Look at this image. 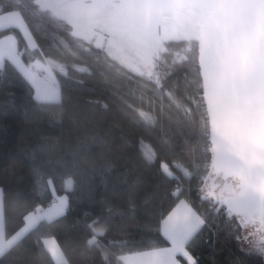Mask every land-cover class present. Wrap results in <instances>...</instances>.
<instances>
[{
	"label": "trees",
	"instance_id": "1",
	"mask_svg": "<svg viewBox=\"0 0 264 264\" xmlns=\"http://www.w3.org/2000/svg\"><path fill=\"white\" fill-rule=\"evenodd\" d=\"M55 5V0H0V15L18 12L38 41L42 51L28 55L46 61L62 81L59 104L37 105L30 100V86L14 70L0 73L5 233L23 227L33 203L49 202L48 190L35 187L38 179L51 180L54 193H61L64 180L72 176L71 208L62 225H37L0 264H56L51 254L41 252L43 239L50 234L63 244L70 264H123L120 255H126L134 243H154V216L173 204L172 182L157 165L145 162L138 141L142 138L156 150L157 164L160 160L185 166L206 162L199 129L185 126V117L173 102L179 100L195 112V105L185 97L194 96L196 86L185 87L193 77L183 67H171L184 54L178 45L167 39L154 43L150 64L156 75L147 77L116 58L105 40L98 44L94 37L85 39L75 33L66 13ZM10 29L20 47H26L20 31ZM141 112L153 116L155 124H146ZM181 183L187 193L189 182L182 178ZM196 187L193 180L192 198ZM97 216L102 221L111 217L110 227L104 243L90 247L85 243L89 230L84 221ZM216 224L193 246L199 264H234L237 259L243 264H264L263 256L241 250L226 220Z\"/></svg>",
	"mask_w": 264,
	"mask_h": 264
},
{
	"label": "snow or ice",
	"instance_id": "2",
	"mask_svg": "<svg viewBox=\"0 0 264 264\" xmlns=\"http://www.w3.org/2000/svg\"><path fill=\"white\" fill-rule=\"evenodd\" d=\"M160 6L178 9L168 19L170 36L166 39L184 51L171 67H183L193 77L185 81V87L194 83L195 95L185 98L196 111L179 100L173 102L185 117V126L199 129L197 135L204 141L206 162L201 165L193 161L185 166L180 161L160 160L157 164L156 150L142 138L138 141L145 162L157 165L172 182L169 196L173 204L154 216V243H134L126 255H120V260L123 264H199L193 246L204 232L217 227L219 219L227 221L242 251L264 256V87L260 72L250 71L236 51L243 29L220 14V9L229 6L221 0H161ZM213 19L220 27L211 26L209 21ZM29 51H42L38 41L32 39L30 47L21 48L11 29L0 28V73H8L11 68L22 77L30 86L34 104H59L62 81L50 83L39 71L33 72L41 62L33 63ZM140 118L148 125L156 122L146 112H141ZM182 178L189 182L187 193ZM193 180L197 183L194 198ZM74 186V179L68 176L65 191L54 193L51 180L38 179L35 187L48 190L49 202L33 203L25 214L24 226L8 235L4 229L6 193L0 187V259L20 247L37 225H62L71 208L68 193ZM110 219L102 221L97 216L91 222L84 221L89 230L85 237L88 246L104 243ZM62 248L63 244L50 234L43 239L41 252L51 254L56 264H70ZM234 264L243 262L237 259Z\"/></svg>",
	"mask_w": 264,
	"mask_h": 264
},
{
	"label": "rangeland",
	"instance_id": "3",
	"mask_svg": "<svg viewBox=\"0 0 264 264\" xmlns=\"http://www.w3.org/2000/svg\"><path fill=\"white\" fill-rule=\"evenodd\" d=\"M150 1L55 0L57 4L55 6L66 13L65 16L72 24L74 32L82 38L94 37L98 44H102L101 40H105L108 42L107 50L113 53L116 58H122L124 63L136 73L145 74L147 77H155L156 72L151 65L153 64L151 60L153 45L154 43H160V39H166L170 36V32L167 31V22L178 9L164 8L159 4L156 6L154 1H152L153 4L148 3ZM22 17L16 11L3 13L0 15V28L18 27L17 29H19L21 35L25 38L27 35L29 36L25 41L30 47L34 36L29 32L28 25ZM25 29L28 33L24 31ZM39 62L41 61L39 60ZM41 63L45 65L47 62ZM43 68L40 71L45 73L46 76L44 77L50 83H54L50 81V77L46 74L49 69L45 67L43 70ZM32 71L36 72L34 68ZM53 77L57 79L54 74Z\"/></svg>",
	"mask_w": 264,
	"mask_h": 264
},
{
	"label": "water",
	"instance_id": "4",
	"mask_svg": "<svg viewBox=\"0 0 264 264\" xmlns=\"http://www.w3.org/2000/svg\"><path fill=\"white\" fill-rule=\"evenodd\" d=\"M221 2L229 6L220 9V14L243 29L236 44V51L241 54L250 71L260 72L261 86L264 87V0H221ZM209 23L214 28L220 27L215 19Z\"/></svg>",
	"mask_w": 264,
	"mask_h": 264
},
{
	"label": "crops",
	"instance_id": "5",
	"mask_svg": "<svg viewBox=\"0 0 264 264\" xmlns=\"http://www.w3.org/2000/svg\"><path fill=\"white\" fill-rule=\"evenodd\" d=\"M27 46H28V45H27ZM36 61H39V60H34V62H36ZM34 62H33V63H34ZM45 62H46V61H45ZM41 66L44 67V68L46 67V68L49 69V71L46 72V74H48V76L50 77V79H51L50 81L55 83L54 80H56V79H54V77H53V75H52V71L50 70V69H51V66H49L48 63H46L45 65L41 63ZM44 68H43V70H44ZM36 69H37V68H34V71H39L40 75H42L43 77L46 76L44 72L40 71V68L37 69V70H36Z\"/></svg>",
	"mask_w": 264,
	"mask_h": 264
},
{
	"label": "flooded vegetation",
	"instance_id": "6",
	"mask_svg": "<svg viewBox=\"0 0 264 264\" xmlns=\"http://www.w3.org/2000/svg\"><path fill=\"white\" fill-rule=\"evenodd\" d=\"M152 1H154V4L156 5V6H158V4L160 5V3H161V0H151L150 2H148V3H151V4H153V2ZM147 3V4H148Z\"/></svg>",
	"mask_w": 264,
	"mask_h": 264
},
{
	"label": "bare ground",
	"instance_id": "7",
	"mask_svg": "<svg viewBox=\"0 0 264 264\" xmlns=\"http://www.w3.org/2000/svg\"><path fill=\"white\" fill-rule=\"evenodd\" d=\"M8 17H9V16H8ZM8 17H7V18H8ZM8 19H9V18H8ZM16 19H17V18H16ZM9 20H10V19H9ZM13 21H14V20H13ZM11 23H12V22H11ZM18 24H19V23H18ZM19 25H20V24H19ZM17 28H18V27H17ZM18 30H19V29H18ZM22 30H23V29H22ZM24 31H26V32L28 33V31H27L26 29H25ZM24 31H23V32H24ZM27 36H28V35H27ZM28 37H29V36H28ZM29 41H30V40H29ZM36 62H37V61H36ZM36 62H35V63H36ZM42 68H43V67L41 66L40 69H42ZM52 75H53V73H52Z\"/></svg>",
	"mask_w": 264,
	"mask_h": 264
}]
</instances>
